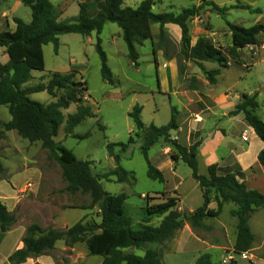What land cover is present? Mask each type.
Wrapping results in <instances>:
<instances>
[{
  "label": "trees",
  "instance_id": "obj_1",
  "mask_svg": "<svg viewBox=\"0 0 264 264\" xmlns=\"http://www.w3.org/2000/svg\"><path fill=\"white\" fill-rule=\"evenodd\" d=\"M79 14L73 21H60L61 13L51 0H21L25 7L31 9L32 20L25 23L20 18H14L16 29L0 32V48H3L8 61L0 63V109L5 107L11 116L9 122L0 119V143L6 139V134L16 131L17 134L31 144L40 142L49 156L55 158L62 169V176L67 183V191L71 194H87L91 198L86 210L100 206L101 222H78L66 231L54 228L44 229L38 224L27 228L23 239L24 247L16 250L10 257L11 264H24L28 259L51 254L60 241L66 246L85 243L90 255L104 259L103 264H165L163 252L165 244L173 240L177 233L189 224L194 231L207 229V220L216 219L223 213L226 204L235 208L231 216L237 219L236 241L234 249L238 253L249 252L254 248L255 235L250 227V218L259 210H264V193L250 189L242 181V174L222 169L217 164L208 168V175L199 172L198 153L203 141L198 140L190 146H185L172 137V132L179 130L177 108H172L171 120L163 126L145 125L142 120L143 107L136 105L129 116L132 118L136 132L130 135L127 143L108 144L109 155L117 163L116 168L103 175H95L90 162L76 158L72 151L55 140L60 128L65 123L66 136H75L83 140L90 136L74 135L75 129L86 119L96 117L87 100V83L83 77H78L77 70L67 73L52 72L48 83L26 86L33 80V72L45 70L44 46L54 45L58 53L59 37L66 34H79L89 37L93 33L100 35L108 23L116 24L122 30V37L128 49L130 62L138 68L140 54L138 47L147 40H153V25L161 28L160 36H165V26L176 25L181 30V56L184 62H195L201 69L210 85L218 82L222 70L229 68V60L223 50L216 47L209 38L203 36L192 45L188 21L199 15L205 7L210 6L225 18L230 9L242 8L251 10V6L220 7L212 0H201V5L182 10L179 14L160 13L153 11L154 0H144L138 8L125 7L127 0H104L98 3V10L90 14V5L79 0ZM260 12V10H257ZM231 31L232 46L227 54L233 61L240 60V51L249 46L258 45V36L264 34V24L258 23L251 28H245L227 21ZM153 52L156 54L157 47ZM97 51L101 58L102 78L110 85H115V78L108 65L106 52L99 40ZM216 63L218 68L208 70L205 63ZM156 66L158 67L157 59ZM184 66L182 71H184ZM197 83V80L194 79ZM198 89V87H195ZM47 92L53 99L49 104H43L31 99V95ZM258 94L241 95V102L229 113V116L245 115V120L264 141V120L257 114L260 107ZM72 105L76 106L73 114L64 116V111ZM104 130V127L101 126ZM140 150L148 165V177L164 183L163 172L150 161L149 152L156 144L163 141L172 148L170 158L174 164L180 162L192 171V177L198 182L202 191L203 205L190 214L177 211V200L167 195L159 204L147 205L144 222L135 225L134 220L126 215L125 204L128 196L125 193L112 195L102 187L101 180L118 183H136V175L120 166L122 157L130 154L138 142ZM259 163L264 167V150L258 156ZM8 173L4 167L0 147V183L6 180ZM216 203V209L210 205ZM153 217H164L160 225L151 226L148 223ZM18 222V217L12 213L0 200V231H10ZM151 245L159 246L156 248ZM144 250V255L133 251ZM195 264L215 263L208 253L202 254Z\"/></svg>",
  "mask_w": 264,
  "mask_h": 264
},
{
  "label": "rangeland",
  "instance_id": "obj_2",
  "mask_svg": "<svg viewBox=\"0 0 264 264\" xmlns=\"http://www.w3.org/2000/svg\"><path fill=\"white\" fill-rule=\"evenodd\" d=\"M51 1L61 13V21L71 22L79 14V0H69L67 2L69 7L65 6L64 0ZM76 1H78V4ZM101 1L104 0H84L90 5V14L92 15L98 10V3ZM143 1L127 0L124 6L136 9ZM154 1L153 11L156 14H179L184 9L201 5V0ZM213 2L220 7L227 8L233 6L252 7L251 10L230 9L223 18L216 10L210 6H205L198 16L192 17L188 21L192 45H195L200 37L205 36L216 47L221 48L229 60V68L222 70L223 74L218 77V82L215 85L209 84L195 62H184L181 56V30L176 25H167L171 28L165 26V36L163 37L160 36V26L153 25V40H147L142 46L138 47L140 54V66L138 68L130 62L128 49L122 37V30L114 23L106 24L100 35L93 33L89 37L79 34L60 36L58 53H55L53 44L44 46L45 70L43 72H33L34 78L26 86L48 83L49 75L52 72L67 73L71 70H77L79 72L78 77H83L87 83V100L96 115L94 118L86 119L74 131V135L77 136L90 133L88 138L80 140L75 136H66L64 123L55 140L72 151L78 160L90 162L95 175H103L117 166L114 158L108 153L107 145L127 143L130 135H134L136 132L134 122L129 116L136 105L143 107L141 117L147 126L151 124L156 126L168 124L171 120L172 108H177L180 112L177 117L178 122L182 127L180 131H173L172 135L176 136L177 134L180 142L182 144L185 142L187 128L190 127L185 111L186 104L183 103L181 98L172 96L171 93H161L160 82L164 85L166 80L167 86L171 87L175 84L176 75L179 74V79L180 81L182 79L183 82H180L181 88L178 89V92L185 89L189 90L194 79L198 80V77L202 79V82L198 80L200 89L214 96H219L227 89L233 97H240L242 93L256 92V90L259 92L260 86L264 85V62H262L264 55L258 57L264 47V34L258 36L257 46L241 50L240 60L233 61L227 54L232 46L231 31L227 26V21L245 28H251L257 23L264 24V0H213ZM1 3L2 0H0V31H4L8 29H6V20L1 18V15L6 5L3 6ZM14 3L15 0L12 1L11 5ZM257 10H260V12H257ZM15 16L21 18L25 23H30L32 12L30 8L22 5ZM13 17L14 15H9L7 18ZM11 23L13 22L11 21ZM99 40L107 54L108 65L114 74L115 85L113 86L102 78L101 58L97 51ZM154 46L157 47L156 54L153 52ZM5 54L4 49L0 48V63L2 64L8 61V56L5 58ZM156 59L158 67L156 66ZM230 64L232 67H230ZM183 66L185 67L184 71H182ZM205 67L211 70L218 68V64L206 62ZM233 97H231L232 101H236ZM31 99L43 104H49L53 101L47 92L33 94ZM258 101L260 104L258 115L264 119V96L259 95ZM75 111L76 106L72 105L64 111V116L67 117ZM8 115L9 112L5 107L0 109L1 119L6 118ZM217 123L218 120L208 121L206 127L210 128ZM101 126L104 127V130L101 129ZM2 143V161L8 165L9 169L17 167L16 163L19 161L17 155L32 158V166L36 165L42 169L44 174L40 190L42 196H37L36 201L31 204L37 216L34 217L35 221L37 220L36 222H39L42 228L66 231L78 222L96 224L101 222L100 206L97 205L91 210L84 209L91 203L90 196L80 192L71 194L67 191V183L63 179L60 164L55 158L49 156L48 151L44 150L40 143L23 142L17 136H13L9 138V141L7 139L6 142ZM249 143L252 145L253 140L250 139ZM140 145L141 141L138 142L130 154L122 157L120 161L121 167L135 173L136 183L101 180L105 192L112 195L125 193L128 196L125 212L127 216L134 220L136 226L144 222L148 204L161 203L164 200V194L170 197L177 196L175 191L165 186L166 184L148 177V165L140 150ZM159 149V143L152 147L149 152L150 159L154 160ZM16 175L19 188H23L28 182L32 183V190L39 186L40 179L32 170L23 169L18 171ZM179 176L184 181L182 189L186 192L183 207L186 210L199 208L203 203L200 194L201 189L194 186L192 171L184 163H181ZM11 189L12 186L9 184L6 192L9 193ZM226 207L233 208L235 205L227 204ZM28 209L24 210L22 217L30 215L32 209ZM175 209L177 210V208ZM85 214L86 216L83 217ZM163 218L153 217L148 224L157 227ZM232 221L231 214L225 213L219 218L207 220V229L195 231L198 236L212 243H223L227 247V249L221 250L219 255H212V260L215 263H221V260L226 256V252L232 247L230 238L232 239L235 234ZM250 225L256 233L254 248L249 251L254 257L252 259H241L235 264H256L260 257L264 255V246L261 250L256 249L257 242L264 238V210L252 216ZM174 239L165 244L162 249L163 256L172 253L167 250L173 249L176 245ZM57 247L58 249H55L52 254L56 257L58 264H103L104 259L90 255L85 243H78L70 247L66 246L64 241H60L57 243ZM150 247L159 248L157 245H151ZM131 251L141 256L144 255V250ZM186 262L188 261L186 260Z\"/></svg>",
  "mask_w": 264,
  "mask_h": 264
},
{
  "label": "crops",
  "instance_id": "obj_3",
  "mask_svg": "<svg viewBox=\"0 0 264 264\" xmlns=\"http://www.w3.org/2000/svg\"><path fill=\"white\" fill-rule=\"evenodd\" d=\"M12 1L13 0H2L1 4L3 6H6H4L1 18H5L6 20V29L14 31L16 29L14 18H19L15 16V13L23 4L21 0H15V3L11 5ZM64 1L65 6L67 7V2L69 0ZM76 2L78 4V1ZM9 15H14V17L7 18ZM11 21L13 23H11ZM168 26H166V28H171ZM12 27L14 28L12 29ZM259 54L260 55L258 57H262V55H264V47ZM6 56L7 55L5 54V58ZM262 62H264V59L262 60ZM230 67H232L231 64ZM175 78V84L171 87L167 86L166 80L164 81V85L160 82V90H162L161 93H171L172 96L181 98L183 103L186 104L185 111L188 117V123H190V127L187 128L185 137L186 140L185 142H183V145L190 146L198 140L203 141V146L198 153L200 174L207 176L209 166L217 164L222 169L230 170L231 172L236 174H242V181L244 180L250 189L258 190L261 193H264V167L258 161L260 152L264 150V141H262L257 136L252 127L248 125L243 113L237 116H229V113L235 108L237 104L241 102V96H231V92H229V89L224 91V93L220 94L219 96L207 94L205 93V90L203 91L200 89L199 81L202 82V79L200 77H198L199 81L196 79L197 83L193 81V84L190 85L189 90L185 89L184 91L178 92V89L181 88L180 82L182 83L183 80L181 79L180 81L179 74H177ZM195 87H198V89ZM260 87L261 88L259 89V92L258 90H256V92L254 91L247 94H258V98L259 95L264 96V88H262L264 87V85ZM231 97H233L236 101H232ZM1 120L4 122H9L11 120L10 114L6 118H2ZM213 120H218V123L212 125L210 128L206 127L208 121ZM178 123V131H180V128L182 126L180 122ZM245 132H247L249 136L248 141L243 140ZM6 136L7 138L2 142H6L7 139L9 141V138L13 136L19 137L23 142L27 141L22 139L16 131H10L6 134ZM172 137L179 140L180 142L177 134L176 136L172 135ZM250 139L253 140L252 145L249 143ZM2 142L0 143L1 150L3 144ZM161 142L162 141L159 142L160 149L156 153L154 160L150 159V161L157 169L163 172L165 177V186L169 187L177 193V198L174 197L177 200V211L182 214L193 213L198 208L186 210V208L183 207L184 199H186V192L182 189L184 181L179 176V170L181 168L182 162L178 163L177 165L174 164L170 158L172 148L166 143ZM240 143L243 144L241 145ZM17 156L19 161H17V167L15 168L12 167L11 169H9L8 165L3 162L5 169L8 171V177L6 180L0 183V200L3 204H5L10 212L16 214V216L18 217V222L10 231L5 233L0 231V264H11L9 262V257L16 250L24 247L23 239L26 236V231L29 226H31L32 224H38L39 226H41L39 222H36L37 220L35 221L34 217L36 216V213L32 209L31 204H33V201H36L37 196H42V191L40 190L42 188L41 184L44 178V174L40 167H37L36 165L32 166V158L30 159L23 155ZM23 169L32 170L34 174L39 177V186H37L34 190H32V187L31 190L25 191L26 185L23 188H19L18 182L16 180V173ZM9 184L12 186V189L9 193H7L6 190L8 189ZM193 184L197 188H200L197 181L194 180ZM200 194L202 196V191H200ZM226 205L221 215H224L225 213L231 214V211L235 208H227ZM216 207L217 205L215 202L210 205L211 209H216ZM28 208L32 209L30 215L27 217H22L24 210H27ZM260 211L261 210L257 211L255 214ZM85 216L86 214L83 217ZM232 225L235 227V234L232 239L230 238V242L232 243L231 248L233 249L236 241L237 226V219L234 217ZM250 227L252 229V225H250ZM252 232L256 236V233L253 229ZM174 240H176V245H174L173 249L170 248L167 250L172 253L164 254L163 256V261L165 264H195L197 259L204 253H208L211 256L213 254L219 255L221 250L227 249V247L224 246L223 243H212L207 239L198 236L189 224L184 225L183 229L178 232ZM257 243L258 245L256 249L261 250L264 246V238L260 239ZM57 249L58 247L56 245V250ZM186 260L188 262H186ZM24 264H58V261L56 260V257L51 253L40 256L38 258L28 259ZM256 264H264V255L260 257L258 263Z\"/></svg>",
  "mask_w": 264,
  "mask_h": 264
},
{
  "label": "built area",
  "instance_id": "obj_4",
  "mask_svg": "<svg viewBox=\"0 0 264 264\" xmlns=\"http://www.w3.org/2000/svg\"><path fill=\"white\" fill-rule=\"evenodd\" d=\"M251 47V46H249ZM247 132H245L243 139L247 140ZM33 187L32 183H27L25 186V191H29L31 190ZM253 254H251L250 252H243V253H238L235 251V249L231 248L227 251L226 256H224V258L221 260V264H235L237 261L239 260H244L247 258H253Z\"/></svg>",
  "mask_w": 264,
  "mask_h": 264
}]
</instances>
